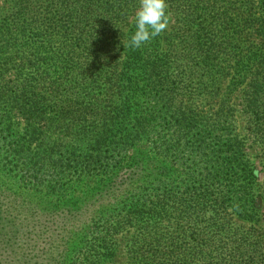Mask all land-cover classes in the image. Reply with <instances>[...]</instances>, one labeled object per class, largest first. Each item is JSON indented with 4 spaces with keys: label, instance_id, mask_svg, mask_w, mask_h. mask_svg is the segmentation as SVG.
Masks as SVG:
<instances>
[{
    "label": "trees",
    "instance_id": "16d2710c",
    "mask_svg": "<svg viewBox=\"0 0 264 264\" xmlns=\"http://www.w3.org/2000/svg\"><path fill=\"white\" fill-rule=\"evenodd\" d=\"M137 6L138 0L15 1L17 15L6 26L22 58V66L16 70L20 82L16 90L18 109L28 125L32 121L43 123L41 131L33 128L32 133L61 130L63 126L73 130L77 124L83 127L88 122L99 126L93 141L95 150L89 147L92 150L86 153L69 151L70 164H74V173L92 177L110 165L106 177L93 188L97 189L95 195L107 197L108 204L115 206L122 202L117 215L129 203V215L134 213L131 218H144L140 191L146 195L143 189L153 180V168L157 169V175L163 178L160 179L163 190L151 193L156 198L151 213L156 218H166L164 211L172 210V224L165 226L159 220L152 227H143L131 242L130 264H264V228L244 227L243 232L232 228L236 219L259 222L261 215L256 165L237 133L225 137L228 129L223 128L225 133L221 135L216 126L223 124L235 131L236 123L228 117L198 121L188 114L184 104L174 111L167 104L158 115L159 122L172 130L175 143L163 148L164 158L156 160L150 156L149 146L147 152L138 150L150 137L153 118L137 102L142 94L163 91L160 85L172 78L168 69L171 54L181 50L183 61L204 69L207 79L216 76L223 83L231 78L233 93L244 85L237 88L238 79L249 78V83L239 90L244 98L242 111L248 118L249 133L264 144V0L259 4L257 0H168L170 22L174 19V24L141 48L132 49L124 44L135 30ZM29 52L45 54L41 58L35 55V59L30 58ZM46 65L59 69V79H52L50 72L45 71ZM91 86L97 90L84 91L89 99L86 101L82 92ZM99 92L104 99L115 100V104L106 105ZM164 92L169 94L174 88L166 87ZM48 109L57 117L49 118ZM198 126L203 132L198 153L203 166L196 175L184 161V155L187 151L194 154L195 149L186 139L193 138L191 134ZM4 137L9 140L7 147L14 150L15 159L26 160L25 164L28 160H43L41 166L37 163L39 169L33 170L36 186L47 187L49 196L64 190L66 186L60 184L65 170L54 174L51 171V166L57 163L52 158L53 152H48V157L27 159L30 153L25 146L16 148L12 140ZM71 140L85 142L74 132ZM58 145L63 147L61 143ZM103 147L107 150L104 153ZM132 148L137 153H130ZM182 166L188 171L184 178L182 171L180 176ZM44 171L47 177L41 174ZM5 190L0 187V212L10 214L11 220L4 229L0 227V236L12 244L17 236L14 226L23 225L35 208ZM1 202L5 206L1 207ZM60 204L57 201L48 205L51 213H45L52 222L44 239L48 246L43 252L55 255L57 262L53 264H72L73 240L77 236L84 238L85 224L88 219H96L98 207L83 210L87 213L85 217L82 209L76 208L79 205ZM209 208L212 218L203 226L202 219ZM106 214L112 215V209ZM75 215H83L86 220L83 224L75 222ZM119 225H124V221H119ZM53 240L58 241L54 252ZM23 259L24 263L32 260V254ZM89 261L88 257L81 260Z\"/></svg>",
    "mask_w": 264,
    "mask_h": 264
},
{
    "label": "rangeland",
    "instance_id": "374dc122",
    "mask_svg": "<svg viewBox=\"0 0 264 264\" xmlns=\"http://www.w3.org/2000/svg\"><path fill=\"white\" fill-rule=\"evenodd\" d=\"M15 1L17 0H0V187L6 189L5 191H9V193H15L20 196L22 201L30 203L35 209H33L34 212L31 218L23 222V225L21 223L14 226V228L17 229V236L14 238L12 244H7L4 238L0 236V264H53V261L57 262L54 259L56 258L54 254L49 255L43 252L48 246V244L44 243V239H46L48 235L47 230L49 222H52L50 221L51 216L45 213H51V208H48V205H52L57 201H61L60 206H63L64 203L77 204L79 207L76 208L82 209V211L98 207L96 219L92 221L88 219L85 224V226H87V233L84 238L77 236L73 240L70 253L72 259L70 263L130 264L129 253L131 242L140 235L143 227H152L153 224L159 220L161 224L165 226L172 224V219L170 218V216H173L172 210L167 209L164 211L166 218H161L162 216L156 218L157 215L155 216L151 213L152 209H155L154 203L156 201V198L152 196L151 193L153 191H155V193H160L163 190V186L161 187L160 183V179L163 178H161V176L159 177L157 175V169L153 168V180L152 182H148L143 189L146 195L143 194V191H140L141 194L138 193V195L140 194L143 197V202L140 205L145 214L143 219L137 220L131 218L134 216V213L129 215V213H131L129 212V207L131 206L129 203L122 207L121 209L123 212L117 215L122 202L116 203L115 206L108 204L106 202L107 197L102 198L103 196H99V193L95 195L97 189L93 188L95 183L106 177L105 171L106 169H110V165H105V170L100 169V172L93 174L94 177H92L91 175L80 176L74 173V164H70L69 151H72V153L73 151L86 153L92 149L95 150L93 141L97 134V130H100L99 126L88 122L83 127L77 124L73 127V130H67L63 128L64 126H61V130H44L48 132L38 134L43 126L42 122L32 121L33 124L28 125L26 118L18 109L19 104L16 98V90L20 83L16 75V70L19 66H22V58L20 57L21 54L19 55L16 52L19 48L18 45L15 44L16 40H13V35L6 26V24H9L13 17L17 15V10L13 7ZM260 1L261 0H257V3L259 4ZM174 22V19H172L166 29L171 27ZM179 46L180 44L175 48L179 49ZM44 54L45 52L42 54H30L29 52L30 58L35 57V55L41 58L42 56L44 57ZM181 54V50L172 52V63H170L168 68L172 73V78H169L166 84L160 85L163 89L161 93L153 95L147 93L137 97L139 108L141 110L148 109L153 118V127L149 135L150 137L146 143L144 141L138 146V150L147 152L146 147L149 146V150L151 151L150 156L155 157L156 160H161L164 158L162 152L163 148L168 144L173 145L175 143V141H172V130L159 122L160 119L158 115L162 113L161 109L167 104L171 105L170 109L173 111L184 104L188 114L192 115L193 118L196 117L198 121L208 120V122H211L213 119L218 120L223 117H228L231 122L234 121L236 123L237 130L235 129V131H232L234 127L229 128L223 124L216 125L217 129L222 135L225 133L222 129L227 128L228 130L224 134L225 137L235 132L239 135V138L242 139L245 145V151L249 153L251 162L254 163L256 169H258L259 180L257 194L260 196L259 198L261 201L259 222L237 221L236 219L232 222V228L240 229L242 230L241 232H243V230L246 231L244 227L253 226V228L260 230L264 228V144L258 141L248 131V118H245L242 111L244 98L242 92L239 91L249 83V78L245 80L243 78L238 79L237 88L239 85H244L233 93L230 88L231 78L223 83H219L221 78L216 76L207 79L204 75V69L195 67L188 63V61H183ZM37 56L35 59H37ZM46 67L47 70H44L47 73L50 72L53 80L59 79L60 71L56 66L49 67V65H46ZM25 72L30 75L28 70ZM25 76L27 77L28 75ZM30 77L32 76L30 75ZM20 81L22 82L21 79ZM73 86H71L72 89H74ZM166 87L174 88V92L169 94L165 93L164 89ZM96 90L94 86H91V88H85L82 93H84V91L96 92ZM62 92L65 95L64 90H62ZM184 92L189 94L182 95ZM83 95L82 97H85L84 99L89 101L86 93ZM99 95L101 101H104L106 105L115 104V100L110 102L104 99V95L101 92H99ZM183 99L185 100L184 103ZM41 109L43 108L41 107ZM48 117L56 118L57 115L52 112L51 109H48ZM196 123L202 125L201 123L203 122ZM33 128L40 129L32 133L31 131H33ZM200 128V126L195 128L191 134L193 138L189 136V138L186 139L191 147L195 149L194 154L190 155V152L187 151L184 155V161L187 162V165H190V168L194 169L193 173L196 175L203 166V160L198 155L201 150L200 147H202L200 146L199 140L203 132ZM73 132L85 142L71 140L73 138ZM4 136L12 140L16 148L25 146V149L30 153H28L30 156L27 159H31L33 156L48 157L49 153L53 152L52 158L57 159V163L51 166V171L54 174L61 170H65L66 176L60 184V186H66L64 190L62 192H56L54 195L50 194L49 196V189L47 187L36 186L35 172L33 173V170L39 169L37 163L41 166L43 160L41 159L42 162H37L34 158V161L28 160L25 164L26 160L21 162L15 159L13 157L15 152L10 149L11 147H7L6 143H8L9 140L5 139ZM58 143L63 144V147L58 145ZM135 149L136 148H132L130 153H137L138 150L135 151ZM105 151L107 150L103 147L102 153ZM63 153H65V155H63ZM196 153L198 157H196ZM54 162L55 161L52 160V163ZM181 171L182 177H187L188 171L183 170V166L180 168V176ZM147 172L149 171H145V173ZM41 174H46L45 177H47L46 171ZM201 177L202 175L200 174L199 178ZM132 193H135V190H133ZM131 198H133V196ZM3 206H5V204L1 202V207ZM111 209L112 215L106 214V212L111 211ZM83 213V215L87 217V213L84 211ZM83 215H75L74 221L82 222L83 224L86 220ZM211 218L212 208H209L202 219L203 226L209 224ZM10 220V214L0 212V227L2 226L4 229L7 224H9ZM119 221H124V225H119ZM53 243L52 252L58 247V241L56 242L53 240ZM31 254L33 259L24 263L23 257ZM87 257L90 261L82 263L81 260Z\"/></svg>",
    "mask_w": 264,
    "mask_h": 264
},
{
    "label": "clouds",
    "instance_id": "9594fccd",
    "mask_svg": "<svg viewBox=\"0 0 264 264\" xmlns=\"http://www.w3.org/2000/svg\"><path fill=\"white\" fill-rule=\"evenodd\" d=\"M168 0H138L134 32L124 47L139 49L166 30L170 23Z\"/></svg>",
    "mask_w": 264,
    "mask_h": 264
}]
</instances>
